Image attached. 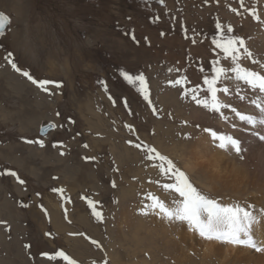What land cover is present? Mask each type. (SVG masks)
Segmentation results:
<instances>
[{
	"label": "rangeland",
	"instance_id": "obj_1",
	"mask_svg": "<svg viewBox=\"0 0 264 264\" xmlns=\"http://www.w3.org/2000/svg\"><path fill=\"white\" fill-rule=\"evenodd\" d=\"M260 2L263 9L264 0H0V12L10 20L0 35V172L16 173L0 175V264H66L41 255L56 251L76 264H222L218 255L192 243L199 234L186 222L141 214L151 197L174 203L173 190L163 187L174 179L161 172L158 159L146 160L127 141L154 147L199 192L198 180L173 152L158 150L160 130L173 116L167 111L164 117L168 103L161 93L175 90L179 102L188 100L185 90L210 98L201 91L207 88L201 73L211 78L214 66L231 67L230 58L212 42L219 39L215 24L221 23L226 35L243 37L233 25L227 33L224 14L243 25L250 10L258 15ZM9 52L8 59L23 71L55 82L49 91L14 71L6 59ZM249 61L241 66L255 70ZM121 71L145 76L151 105L138 92L139 82L129 83ZM177 79L186 82L173 87L170 81ZM7 82L31 89L13 93ZM223 84L222 74L217 89ZM187 106L181 115L176 110L173 127L185 118L194 133L213 128L219 114ZM49 124L56 127L42 134ZM26 140H43L44 146ZM89 201L100 219L92 215Z\"/></svg>",
	"mask_w": 264,
	"mask_h": 264
},
{
	"label": "snow or ice",
	"instance_id": "obj_2",
	"mask_svg": "<svg viewBox=\"0 0 264 264\" xmlns=\"http://www.w3.org/2000/svg\"><path fill=\"white\" fill-rule=\"evenodd\" d=\"M162 2V0H161ZM243 4V0H241ZM235 11V9H233ZM249 15L256 20L260 17L256 14L255 9L249 11ZM6 22L10 23V20L4 13L0 12V35H4L6 28ZM215 28L219 34V39L214 38L213 44L219 48L223 53L225 59L231 61L230 69L223 67L214 66L212 68V73L214 75L211 78L205 76L204 84L207 85L206 93L210 94V98L196 99L195 90L189 92L185 90L183 95H192V99L198 105H201L205 109L217 113L220 115L221 120L227 121L228 117L224 114L222 109H228L235 114L236 118L245 125L243 130L250 131L253 136H256L261 142H264V63L252 59L253 54L245 45L243 38L235 35H226L221 32L222 25L217 22ZM227 33H232L233 29L231 25L227 26ZM163 34V33H162ZM241 49L243 50L241 52ZM12 53L7 54V62L11 65L12 69L22 76L26 77L33 85L42 91L48 92V85L55 82L42 79L38 80L34 78L28 71H23L17 66L11 57ZM241 56L245 59L252 60L253 64L258 65L260 71L251 70L248 67L241 66ZM217 62L213 61L215 65ZM234 74L233 76L227 75L228 72ZM223 74L224 80H234L235 82H242L249 90L254 94V99H251L249 103L254 106L258 112L257 115L246 114L237 109L230 103L222 102L217 97V92L221 91L224 94H228L229 88L223 87L222 89H217L216 85L220 81ZM121 76L129 83L139 82L138 92L143 97L144 101H147L151 105L150 96L148 93V88L146 86V78L143 74H138L136 76L129 75L126 71H121ZM186 81L177 79L175 81H170L173 87L176 85H181ZM103 85L104 82L100 81ZM55 86L58 88L60 84L56 83ZM104 90L107 92V87ZM236 95L243 101L247 97L240 95L239 83L236 84ZM109 99L112 100L115 105L116 101L113 100L111 96ZM125 107H127L126 100L124 101ZM155 113V109H153ZM56 116L59 117L60 113L57 112ZM74 123V121H69ZM49 127L55 128V124H49ZM63 125H61L62 127ZM130 132H134L135 129L132 125H125ZM236 125H233L235 128ZM204 131L210 134L211 142L216 144V146L221 150H230L235 152L240 159H243L244 148L238 138H235L232 134H226L223 132H218L210 128H205ZM26 143H38L41 147L44 146L43 140H26ZM132 144L137 149L144 152L146 160H159L160 170L169 179H174V183H166L163 185L166 190H174L179 194L178 199L174 201V207H167L162 201L151 197L152 203L145 205L141 209L142 215H148L154 213L160 216L162 219L169 221H179L186 222L189 229L198 233L201 238L212 241L233 245V246H246L251 249H255L256 252H264V240H258L255 238L254 226L260 223L261 218L264 217V209L260 210L259 215L254 214L250 209L252 205L242 206L239 203L232 204H221L214 199H210L207 196L201 194L197 191L195 187L190 183L186 174L179 168L175 167L173 162L161 155L154 147H151L144 143H134L131 139L127 141ZM87 147V145H84ZM63 154V153H62ZM85 159H89L85 157ZM0 175H10L16 177V173L13 171L5 170V172H0ZM20 184L24 181L17 177ZM115 187V183H113ZM52 191H61L62 189H52ZM89 206L92 207V215L101 218V213L97 211L93 205L92 201H89ZM3 223V222H0ZM95 244L96 242L93 241ZM25 247H30V245H25ZM42 256L47 257L49 261L61 258L66 264H76L74 259H71L64 251H56L54 254L50 255L48 253H41ZM107 264V262H105Z\"/></svg>",
	"mask_w": 264,
	"mask_h": 264
},
{
	"label": "bare ground",
	"instance_id": "obj_3",
	"mask_svg": "<svg viewBox=\"0 0 264 264\" xmlns=\"http://www.w3.org/2000/svg\"><path fill=\"white\" fill-rule=\"evenodd\" d=\"M261 6L262 3L260 2L259 7L261 8ZM261 10H263V12ZM261 10L258 13V16L260 17L259 20L252 22L251 17L246 18L243 25L238 23V21H236L231 15L225 13L224 15H226V19L224 17L223 24H225L224 28L227 25H233V27L236 28V31L242 30L244 36L241 38L244 39L245 44L247 45L246 47L253 54V58L264 63V8H261ZM250 22L254 25H250ZM242 51L243 50L241 49V52ZM241 59H243L241 61L243 66L249 61L248 59H245L244 56H241ZM252 64L253 63L251 62L249 65L252 66ZM254 68L256 71H260L258 65L255 64ZM250 69L252 70V68ZM201 76L202 78L205 77L202 73ZM8 78L12 79L11 76ZM237 83H239L240 95L247 97L243 101H241L236 95ZM24 84L26 86V83ZM224 84V87L229 88V92L226 95L219 92L218 96L220 99L224 100L225 103L232 104L237 107L238 110L245 112L246 114L258 116L257 110L249 103V101L255 97L247 86L242 82H235L234 80H224ZM160 91L161 90H159V92ZM201 91L208 96L205 91ZM176 93L177 91L175 90L161 93V96H164L165 98L163 101L168 103V105H166V102L162 103L163 105H166V107H164V117H166L167 111L172 112L173 116H171V120L169 118L170 121H165L169 127L160 130L162 141L158 143V150L164 154H166V151L170 152L169 156H171V151L173 152L172 156L175 157V160L180 164L182 162L184 168L198 180V185L200 186L199 192L201 194L210 199H214L221 204L239 203L242 206L252 205L250 210L254 214L259 215L260 210L264 209V142H261L256 136H253L250 131L243 130L247 126L242 125L234 113L227 115V121L221 120L219 115L216 123L213 124L212 130L232 134L235 138H238L244 148L243 159H240L233 151L219 149L216 144L211 142L210 134L206 133L204 130L199 131L198 133L196 132L197 134L194 133L192 131V125L189 127V125H187L188 121H186L187 119L184 117L183 120L180 119L181 126H174V128L171 124L178 120V116L175 115L178 108L180 115L181 111L185 109V104H187V102L188 106L186 108L189 111L197 112V109H200V106L195 104V100L191 99L192 95H189L188 100L190 99V101L184 100L179 102ZM195 95L197 94L195 93ZM4 117L5 116L2 115L3 119ZM182 124L184 126H182ZM234 124L236 125L235 128H233ZM183 134L186 135L185 139ZM167 139L172 142L171 147L169 148L166 143ZM186 144H191V146L186 149ZM154 145L156 146L157 144ZM173 192L174 193L170 196L172 201L182 199L179 197L178 193L174 190ZM165 205L167 207H174V203H165ZM139 225L141 224L138 223V226ZM253 231L256 239L264 240V217L261 218L259 224L254 226ZM192 243H200L202 249L210 256L218 255L222 264H264V252H256L255 249L246 246L226 245L215 240L209 241L201 238L197 234L194 235Z\"/></svg>",
	"mask_w": 264,
	"mask_h": 264
},
{
	"label": "crops",
	"instance_id": "obj_4",
	"mask_svg": "<svg viewBox=\"0 0 264 264\" xmlns=\"http://www.w3.org/2000/svg\"><path fill=\"white\" fill-rule=\"evenodd\" d=\"M9 84V85H8ZM15 84V87H13L12 86V82H7V86H9L8 88L10 89V91H12L13 93H16V91L14 90V89H18V91H23V90H28V89H31V88H29V87H26V88H24L22 85H20L19 83H14ZM32 87V86H31ZM17 91V92H18ZM41 100H43L44 102H47L48 103V101L50 102L51 100H48V99H44V98H42ZM44 105V104H43ZM48 105H51V104H49L48 103ZM5 114L7 115V117L8 118H10V116H11V112L10 111H7V110H5ZM41 114V113H40ZM4 116V115H3ZM16 122H18V121H16ZM23 125V124H22ZM24 126H22V127H20V128H23Z\"/></svg>",
	"mask_w": 264,
	"mask_h": 264
},
{
	"label": "water",
	"instance_id": "obj_5",
	"mask_svg": "<svg viewBox=\"0 0 264 264\" xmlns=\"http://www.w3.org/2000/svg\"><path fill=\"white\" fill-rule=\"evenodd\" d=\"M5 16H6V15H5ZM8 24H9V23L6 22V27L8 26ZM5 30H6V28H5ZM50 129H51V127L47 126L46 128H43V129L41 130V133L44 134L45 132H47V131L50 130Z\"/></svg>",
	"mask_w": 264,
	"mask_h": 264
}]
</instances>
